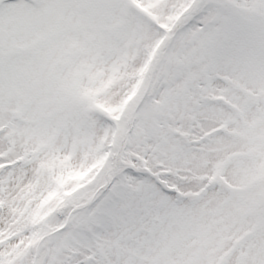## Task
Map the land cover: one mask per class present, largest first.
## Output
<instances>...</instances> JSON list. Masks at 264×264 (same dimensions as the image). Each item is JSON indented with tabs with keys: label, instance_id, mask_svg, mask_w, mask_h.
I'll use <instances>...</instances> for the list:
<instances>
[{
	"label": "snow or ice",
	"instance_id": "snow-or-ice-1",
	"mask_svg": "<svg viewBox=\"0 0 264 264\" xmlns=\"http://www.w3.org/2000/svg\"><path fill=\"white\" fill-rule=\"evenodd\" d=\"M0 264H264V0H0Z\"/></svg>",
	"mask_w": 264,
	"mask_h": 264
}]
</instances>
